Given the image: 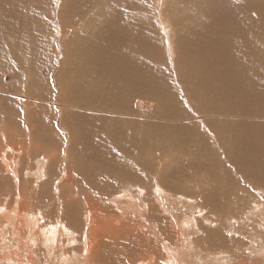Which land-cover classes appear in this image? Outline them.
Returning a JSON list of instances; mask_svg holds the SVG:
<instances>
[{
	"label": "rangeland",
	"instance_id": "rangeland-1",
	"mask_svg": "<svg viewBox=\"0 0 264 264\" xmlns=\"http://www.w3.org/2000/svg\"><path fill=\"white\" fill-rule=\"evenodd\" d=\"M145 1L147 8L143 10L156 34L158 48L156 45L155 49H159L154 59L159 68L158 82L165 88H161L160 96L156 92L151 97L137 98L151 107H138L137 99L133 98L129 99L130 103L112 98L109 88L97 91L114 101L117 108L130 110L129 114L108 106L104 110L86 106L97 102V97H85L89 94L86 88L104 75L105 59L110 57L112 61L116 53L104 51L102 42L97 45V52L93 50V36L87 30L93 18L85 16L88 11L83 5L39 0L41 5L30 10L26 8L30 0L3 3L12 11L9 15L8 8L3 7L4 12L0 10V204L7 206L10 202L9 208H14L20 184L27 186L28 191H37L38 199L33 206L36 210L63 219L67 208H72L79 217L75 219L81 224L80 236L87 233L91 240L92 264H174L165 248V230L172 232L175 223L168 216L165 220L156 217L165 218V207L186 215L197 212L185 198H179L190 196L205 208L195 215L204 223L208 222L204 214L213 221L206 224L212 227L210 230L229 234L228 242L221 237L219 245L221 249L228 246L225 249L232 248L237 253L236 259L228 264H264V238L256 239V248H253L247 235L251 233L248 220H229V213L235 208L214 210L212 207L220 195L253 194L255 198L251 201L257 200L259 207L252 203L255 212L249 218L255 224L259 220L262 225L257 229L264 232V171L256 179L261 185L238 178L231 181L227 177H212L197 159L202 152L197 147L209 146L221 153L214 131L224 136L226 129L231 128L230 131L241 134L230 147L234 151L245 149L250 134L264 133V94L257 87L259 84L264 87V0ZM63 11H67L64 17L67 13L77 15L76 25L83 30L76 41L75 70L61 71L60 62L67 59L66 45L75 32L73 21L68 22L72 28L65 26L61 18ZM108 17L114 19L115 15H105L98 22L104 24ZM187 36L196 50L195 72L188 79L182 51L187 41L181 40ZM196 77L199 88H195ZM115 84L114 75L111 85ZM72 87L84 90V95L71 96L76 106L66 102ZM113 94L126 92L121 93L120 86L113 89ZM134 125H140L139 130L147 131L151 139L156 138L157 142L153 147L148 146L149 150H141L137 144L140 140L135 137ZM71 130L88 135L78 146L85 157L80 162L70 152L72 146L67 134L73 133ZM34 135L36 138H32ZM9 155L14 170L4 159ZM43 159L47 177H26L25 172L34 171ZM223 168L239 175L227 163ZM260 169L264 170V163ZM123 190L135 195L137 200L134 199L133 205L118 197ZM157 193L162 194L165 207ZM88 197L94 198L95 207L85 205ZM143 201H155L154 212H144ZM150 216L154 219L150 220ZM46 221L42 219L41 223ZM157 225L160 227L155 229ZM231 225H237L238 234ZM59 229L60 236L64 237L63 226ZM237 235L239 241L231 239ZM196 242L202 248L204 240L197 238ZM205 242L204 248L208 246L209 251L220 250L218 245L210 248L214 241ZM170 246L187 257L190 264H223L207 252L200 257L193 256V263L188 252L187 256L182 252L174 232ZM107 253L112 256L110 262L106 261Z\"/></svg>",
	"mask_w": 264,
	"mask_h": 264
},
{
	"label": "bare ground",
	"instance_id": "bare-ground-1",
	"mask_svg": "<svg viewBox=\"0 0 264 264\" xmlns=\"http://www.w3.org/2000/svg\"><path fill=\"white\" fill-rule=\"evenodd\" d=\"M5 1L11 3V0H0V10L3 11V7H6L9 10L8 13L6 14L11 15L10 11H12V9L9 6H5L3 4ZM77 3L80 6L83 5L86 8V11H88L85 13V16H89L93 18L91 19L92 21L90 22L91 24L87 25L88 32H91L93 36V50L97 52V45L102 42L105 43V48L103 49L104 51L106 50L108 53H110L111 50H114L116 53V56L112 61L110 60V57L105 59L103 63L104 75L98 76L96 82L90 87L86 88L89 94H87L85 97H87L88 95H90L91 97H97V102L91 104L87 103L86 106H90V107L92 106L97 109L101 107L99 110H104L108 106L111 109H114V111L116 112L124 111L125 114H129L128 112L130 110H122L119 107L117 108V105L114 101L111 100L109 101L107 96L97 92V91L103 92L107 88H109V92L111 93L112 98L123 99L122 101L129 103H130L129 99L132 100V98L137 99V98L151 97V95H155L156 92H157V96H160L162 93L161 88H163L164 86H162V84L158 82L159 75L157 72L159 68L157 64H155L154 62L155 61L154 59L156 58L155 51H159V49L158 50L155 49L156 45L158 48V44L156 43V34L154 32L153 25L150 23L151 21L149 16L146 13H144L143 10L147 8L145 7L146 1L145 0H64V4L74 5ZM40 5L41 4L39 3V0H30V3L28 6H26V8L33 10L39 7ZM110 5H113V7ZM66 12L67 11L61 12L62 13L61 18L63 22L66 23L65 26L67 28L68 27L72 28V26L69 25L68 22L73 21L75 24V26H73L75 27V32L70 37V40L66 45L67 59L64 62H60V64L63 65L61 71H63L64 69L65 70L76 69L75 63L78 60V56H76V47H77L76 41L78 39L79 32L80 31L83 32V30L82 29L79 30L76 25L78 24L76 23L77 15L73 13H67L65 14L64 17L63 14ZM105 15H115V18L113 19V17H108V20H106L104 24L99 23L98 21L103 19ZM1 24H3L2 21ZM181 40L187 41L185 42L183 48L184 50L182 51L184 52L186 59V66L184 67L185 68L184 72L186 73L188 79L189 75H193L195 72L196 50L193 48L191 44V40L189 39L188 36L187 39L185 37H182ZM179 44L181 47L182 45L180 42ZM114 75L116 78V84L111 85V82H113ZM194 80L196 82L195 88H199L200 82L198 78L196 77L194 78ZM120 86H121V93L123 90H125L126 94L114 95L113 89L114 88L117 89ZM257 87L258 89H260L259 93L264 94V87L260 84ZM190 93L193 94L192 89H190ZM77 94L84 95V90H79L77 88L72 87L70 89V94H68L69 99L66 102H70L71 106L73 105L76 106L77 103L75 102L74 98H71V96H75ZM136 101L138 107H144V106L151 107V105L146 101H143L141 99H137ZM129 103H127V105ZM130 113L132 112L130 111ZM138 126L135 125L133 126L134 127L133 132L135 134V137H138L140 140L139 143L137 144L141 146V150L144 149L147 151V149L149 150L148 146L151 147L154 146L156 138L152 136L151 139L148 135V132L144 130L143 131L139 130ZM21 129L22 128H20V131ZM228 129H226V134L224 136H219L213 130L219 142V146L222 149L221 153H218L216 150H214V148L209 146L207 149H203V147L201 148L197 147L198 151H202L201 154L197 156V159H199L202 162V164L207 169V172L212 177L214 176L217 178L220 177L224 179L225 177H227L228 179L230 178L231 181L233 179L238 178L240 180H245L249 183L261 185L262 183L256 182V179L260 178L262 176L261 174L264 171L260 169L264 163V133L250 134L249 139L246 142L245 149L243 151H234L230 147L234 144L237 138L241 136V134L230 131L231 128L229 130ZM2 130L4 132H7V130L5 129ZM129 130L130 129H128V131ZM71 131L73 133L67 134V138L70 139L71 141L70 143L72 146L70 148V152L72 154H75V157L80 162L81 160H84L85 157L82 154L81 147L78 146L81 145L87 139L88 135H86L80 130L78 131L71 130ZM15 132H17V130ZM32 138H36V136ZM112 142L119 143L117 140H112ZM223 143H225V145ZM68 146L70 147V145ZM75 148L78 149H76V152L74 153ZM13 150H17V148H14ZM63 150L66 151L65 149ZM4 159L8 163L7 165L11 167L12 170H14L12 163L13 160L11 155L5 157ZM223 161H226L225 163L235 167L238 170L239 175L235 176L234 174L231 173L230 170L223 171L224 169L223 167L225 165ZM40 162H41L40 165L35 167L34 171L27 170L25 172L26 177H31V175L32 176L36 175L37 179H41L42 177L45 178L47 177L45 173L46 170L44 167V159L41 160ZM15 167L18 169L17 165H15ZM232 169L234 170V168ZM19 179L20 178H17V182H19L18 181ZM18 188L20 193L17 194L19 197L16 200V204H15L16 206H14V208H9L10 202L7 204V206H5L4 204L3 205L0 204V263L3 264H92V260L90 258V253L92 252L91 251L92 243L90 244L91 240H89L87 233L85 234L84 237L80 236L79 232L81 230V224L77 222V219H75L78 216H75V214L73 213L74 211H71L72 208L71 209L67 208V211L65 212V217L63 219H57L56 218L57 215L55 217L50 216L48 215V213L42 210L34 209L33 206L36 205L34 202L38 199L37 191H33V190L28 191L29 188L27 186L26 187L20 186V184ZM121 192H119L120 194L118 197L124 198L122 199L125 200L124 202H126L129 205H133L135 202L134 199H136L135 195L133 193H129L126 190H123ZM157 196L158 199L161 201L162 206L165 207L166 204L162 194L157 193ZM170 197L176 200L174 196L170 195ZM179 198L181 199L185 198V201L192 204L191 206H193V208L198 209L197 212H200L205 209L199 205V203L194 197H190V196L186 197L184 195H180ZM252 198H255L253 194L250 195L248 193H243V192L236 194V196L232 194L220 195V198H217V200L213 201L214 203L212 204V207L214 208V210H221L229 207L235 208L236 209L235 211L229 213L228 216L229 220L237 219V218L239 219L245 218L242 220L247 219L248 222L250 223L247 226V228L248 229L250 228L251 233L249 232L247 233V231L246 233L248 237L251 238L252 240L253 248H256L254 242L256 241V239L259 240V237L264 238V232L257 229V226L262 225L261 223L258 222L259 221L258 219H257L258 221L255 224L253 218H249L250 216H254L253 213L255 212V208L253 209L252 203L255 202L257 206L259 205L257 200L251 201ZM154 202L151 203L148 201L147 202L143 201L142 202L143 204L141 203V206L142 207L144 206L143 207L144 212L148 210L154 212V206L156 204ZM136 203L139 204L138 201ZM240 203L243 204V207L240 206ZM85 205L87 207H91V206L95 207L96 203L94 198L92 197L86 198ZM250 208L252 210H250ZM164 210L166 211L165 218H162L163 216L162 217L157 216L156 218L157 219L159 218L160 220H165L167 218L166 216H168L170 217V220H172L175 223L174 224L175 228L174 230H172V232L176 234L178 243L182 245L181 246L183 249L182 252L185 253L186 256L188 252V254L191 256L190 259H192L193 263H195L194 257L197 256L200 257L201 253L204 252L211 254L212 259H215V261L219 263L221 262L223 264H228L232 260L236 259L237 253L235 250H233L232 248H230L229 250L225 249V247L228 246H223V248L221 249V247L219 246L221 245V237L222 240L227 241L228 240L227 235L229 234L222 232L216 233L215 230L214 231L210 230L212 227L209 226L207 227V225L213 224V221L209 219L210 217H208L207 214L203 215V218L206 221H208L204 223L195 215L197 214V212L191 211L186 215L185 213H180L178 210L177 212L176 209L169 210L168 208L165 207ZM237 213L241 214V216L240 217L235 216L237 215ZM39 214L41 215V217L38 216ZM150 217L151 220L153 217L152 216ZM42 219L43 220L46 219L47 220L46 223L42 224L41 223ZM55 223L56 224L59 223V225L57 224V226L55 227L49 226V224H55ZM60 226H63L65 232L64 237H66V239H64L63 235L60 236L59 233L61 231L59 229ZM158 226L160 227V225H157L155 226V229ZM236 226L231 225L233 229L235 228L236 234H238L239 230H236L238 229L236 228ZM206 230H208V232ZM165 231H166L165 240H167V243L165 242L166 243L165 248L168 250L170 261L174 262V264H190L187 257L182 256L177 252V250H175L172 246H170L172 241V232L168 230ZM260 232H262L263 234H261ZM197 233H201V234L196 235ZM217 234L219 236L215 237V235ZM253 235H255L254 240L252 237ZM140 237L141 235H139V238ZM190 237H192L193 239L191 238L190 240L189 239ZM197 238L204 240V242L202 243V248L197 247L198 245L201 244V243L197 244L198 243L196 242ZM208 239L214 241V244L210 246L211 249H215L213 246L218 245L217 247H219L220 250L209 251L207 249L208 246L204 248V245L206 243L205 240L208 241ZM231 239L235 241H239L238 235L236 237L235 236L231 237ZM216 241L218 242V244ZM81 242L83 243V245H81ZM117 244L120 243L118 242ZM222 245H224L223 242ZM127 250L129 249L127 248ZM83 251H85V253H83ZM42 254L44 257H42ZM172 254L175 257H173ZM105 258H107L106 261L109 260L108 262H110L112 256L110 253H107ZM118 260L122 261V259H118ZM154 263L155 262H153V264Z\"/></svg>",
	"mask_w": 264,
	"mask_h": 264
}]
</instances>
